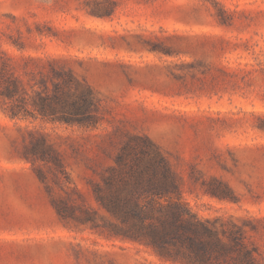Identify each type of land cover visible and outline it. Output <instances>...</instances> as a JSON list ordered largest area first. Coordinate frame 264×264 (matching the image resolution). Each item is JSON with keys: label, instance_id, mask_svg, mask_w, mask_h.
<instances>
[{"label": "rangeland", "instance_id": "obj_1", "mask_svg": "<svg viewBox=\"0 0 264 264\" xmlns=\"http://www.w3.org/2000/svg\"><path fill=\"white\" fill-rule=\"evenodd\" d=\"M53 67L90 87L96 124L10 117L53 88ZM135 137L264 264V0H0V264H184L115 235L95 200ZM42 140L61 168L28 160Z\"/></svg>", "mask_w": 264, "mask_h": 264}, {"label": "trees", "instance_id": "obj_2", "mask_svg": "<svg viewBox=\"0 0 264 264\" xmlns=\"http://www.w3.org/2000/svg\"><path fill=\"white\" fill-rule=\"evenodd\" d=\"M53 88L44 85L37 92L34 110L27 109L25 98L9 111L13 119L42 118L70 125H93L98 122V101L87 85L77 81L70 70L52 68ZM14 80L2 94L14 98L19 92ZM80 90L78 93L71 91ZM33 164L38 160L62 167L51 145L38 142ZM100 209L106 210L117 222L114 234L123 239L146 244L166 260L184 264H261L256 249L247 244L245 229L221 218L203 219L193 212L182 198L181 186L169 163L148 138L135 137L116 158L111 175L104 185L93 188ZM219 199H231L228 187L210 191ZM57 212L65 211L56 205Z\"/></svg>", "mask_w": 264, "mask_h": 264}]
</instances>
